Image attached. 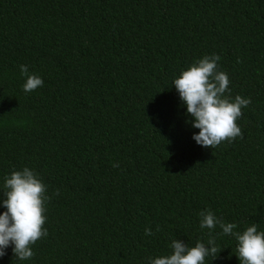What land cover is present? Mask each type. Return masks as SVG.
Wrapping results in <instances>:
<instances>
[{
	"label": "trees",
	"instance_id": "1",
	"mask_svg": "<svg viewBox=\"0 0 264 264\" xmlns=\"http://www.w3.org/2000/svg\"><path fill=\"white\" fill-rule=\"evenodd\" d=\"M213 53L252 102L243 138L211 149L173 80ZM21 64L42 87L23 91ZM24 167L51 196L48 235L0 264H149L210 233L222 250L205 264H240L200 213L264 231V0H0V213Z\"/></svg>",
	"mask_w": 264,
	"mask_h": 264
},
{
	"label": "clouds",
	"instance_id": "2",
	"mask_svg": "<svg viewBox=\"0 0 264 264\" xmlns=\"http://www.w3.org/2000/svg\"><path fill=\"white\" fill-rule=\"evenodd\" d=\"M220 59L215 53L204 55L173 80L180 100L191 117L188 122L199 129L192 138L198 145L211 149L222 142L243 138L237 120L243 115L242 108L252 102L250 97L237 94L233 98L230 95V79L226 72L220 70ZM19 67L21 75L26 78L24 92H32L43 86V79L30 73L26 64ZM113 167H119L118 163ZM4 189L6 198L2 204L6 211L0 213V257L5 256L11 246L15 258L29 260L35 255L32 245L48 235L43 226L47 219L46 204L51 196L47 194V186L39 174L28 167L6 175ZM54 195H59V189ZM217 225L223 234L231 235L238 241L236 256L240 264H264V231H258L255 223L243 232L234 231L237 228L235 223H225L209 209L201 211L200 228L213 230ZM160 230L158 225L156 231ZM145 234L152 235V229L146 227ZM171 248L173 251L170 255L149 257V264H205L207 257L216 259L222 250L217 247L211 233L207 243L197 240L194 246L175 238L171 241Z\"/></svg>",
	"mask_w": 264,
	"mask_h": 264
}]
</instances>
